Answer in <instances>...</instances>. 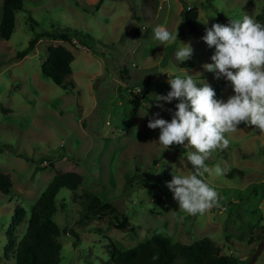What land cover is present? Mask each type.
Wrapping results in <instances>:
<instances>
[{
	"label": "rangeland",
	"instance_id": "rangeland-1",
	"mask_svg": "<svg viewBox=\"0 0 264 264\" xmlns=\"http://www.w3.org/2000/svg\"><path fill=\"white\" fill-rule=\"evenodd\" d=\"M21 2L9 37H0V170L11 180L8 191H0V264H15L11 251L4 252L15 207L24 210L13 230L17 240L32 202L55 173L65 171L81 174L82 182L74 199L67 187L58 189L52 218L75 231L77 242L61 232L59 259L53 264H104L108 241L125 248L152 233L182 243L207 235L239 264H264V134L241 124L229 135V146L206 160L210 168L223 170L203 177L221 199L206 214L190 216L179 209L167 184L173 175L193 171L187 160L193 149L173 145L165 150L158 142L160 130L147 126L154 118L170 122L176 111L177 100L162 102L163 108L153 100V94L171 90L169 78L189 74L197 83L217 81L203 67L215 52L201 39L206 28L244 15L257 21L264 0ZM189 7L197 11L196 32L181 33L180 15ZM158 25L178 31L176 43L160 45L153 36ZM40 31L56 35H42L16 56ZM63 32L66 37L59 39ZM180 41L191 44L193 55L178 64ZM57 43L72 52L74 86L69 89L39 70L45 47ZM221 92L219 99L226 101L234 94L231 83ZM84 191L126 214L133 232L111 225L108 214L78 222Z\"/></svg>",
	"mask_w": 264,
	"mask_h": 264
},
{
	"label": "clouds",
	"instance_id": "clouds-1",
	"mask_svg": "<svg viewBox=\"0 0 264 264\" xmlns=\"http://www.w3.org/2000/svg\"><path fill=\"white\" fill-rule=\"evenodd\" d=\"M153 36L160 45L167 46L176 43L178 31L174 33L165 25H158ZM201 39L215 49L212 63L203 65L204 69L217 80L230 81L234 94L226 101L217 99L208 82L198 86L192 75H175L168 79L171 90L166 95L153 94L160 108L162 102L179 101L171 121L154 118L147 125L160 130L158 142L165 150L173 145L193 149L187 153L193 171L173 175L167 184L179 209L190 216L206 214L221 199L203 177L206 173L219 176L223 170L219 165L210 168L206 160L229 146V135L236 133L241 124L253 126L264 134V24L244 15L242 19H231L228 25L212 24ZM192 55L191 44L180 41L175 52L178 64Z\"/></svg>",
	"mask_w": 264,
	"mask_h": 264
},
{
	"label": "trees",
	"instance_id": "trees-1",
	"mask_svg": "<svg viewBox=\"0 0 264 264\" xmlns=\"http://www.w3.org/2000/svg\"><path fill=\"white\" fill-rule=\"evenodd\" d=\"M100 1V0H99ZM21 0H1L0 37L7 39L14 23V10L21 7ZM195 7L184 8L180 15L179 31L182 33L196 32ZM258 23L264 24V8L255 14ZM42 35L55 36L53 32L40 31L32 35L27 46L18 51L16 56H22L27 49L32 48L35 41ZM66 32L58 35L59 39L66 36ZM45 57L41 61L39 70L45 77L63 89L74 86L69 77L72 52L63 44H49L45 47ZM231 83L226 78H221L210 85L216 92V98L221 96V88L224 84ZM202 86L204 83H197ZM134 108L137 102L133 98ZM82 182L81 174L74 171L55 173L29 208L26 226L20 238L14 240L13 230L24 215L21 207H15L11 220L6 230L4 252L11 251L15 264H53L59 259L60 243L57 236L63 232L74 236L73 244L77 242V235L71 228L59 227L52 215L56 209L54 196L60 187H67L71 191V199L75 198V190ZM11 186L8 173L0 170V191L7 192ZM85 203L78 222L91 218H100L108 214L110 224L116 228L133 232L126 214L119 212L113 204L100 199L97 195L84 191ZM108 251V260L104 264H239L232 254L221 253L219 246L207 235L201 236L190 243H182L170 240L160 233H152L149 236L135 242L128 247H121L113 241L104 245Z\"/></svg>",
	"mask_w": 264,
	"mask_h": 264
}]
</instances>
